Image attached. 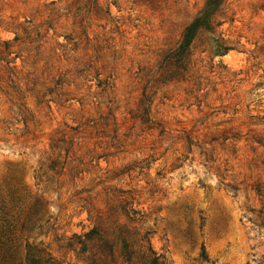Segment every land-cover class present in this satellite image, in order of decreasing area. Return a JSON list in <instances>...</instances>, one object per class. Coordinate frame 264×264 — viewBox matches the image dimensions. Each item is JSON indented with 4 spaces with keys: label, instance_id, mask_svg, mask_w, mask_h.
I'll return each instance as SVG.
<instances>
[{
    "label": "rangeland",
    "instance_id": "1",
    "mask_svg": "<svg viewBox=\"0 0 264 264\" xmlns=\"http://www.w3.org/2000/svg\"><path fill=\"white\" fill-rule=\"evenodd\" d=\"M208 2L0 0V264H264V0Z\"/></svg>",
    "mask_w": 264,
    "mask_h": 264
},
{
    "label": "trees",
    "instance_id": "2",
    "mask_svg": "<svg viewBox=\"0 0 264 264\" xmlns=\"http://www.w3.org/2000/svg\"><path fill=\"white\" fill-rule=\"evenodd\" d=\"M215 1L209 0L207 6L215 4ZM208 21H209L208 16L204 15L203 17L196 18L189 26L185 28V31L182 35L181 44L179 46V49L176 55H180L185 52V50L188 48V46L190 45V43L192 42L195 36L196 28L201 27V26H207ZM27 261L29 264H43V263H46L47 260L46 258H44V256L34 255L30 258H27Z\"/></svg>",
    "mask_w": 264,
    "mask_h": 264
}]
</instances>
